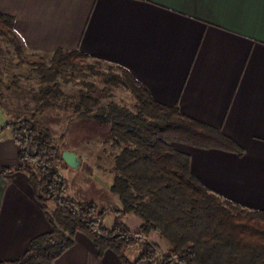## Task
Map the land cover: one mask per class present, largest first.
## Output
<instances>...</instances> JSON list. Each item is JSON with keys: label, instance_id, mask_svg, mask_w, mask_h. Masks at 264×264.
Segmentation results:
<instances>
[{"label": "crops", "instance_id": "crops-1", "mask_svg": "<svg viewBox=\"0 0 264 264\" xmlns=\"http://www.w3.org/2000/svg\"><path fill=\"white\" fill-rule=\"evenodd\" d=\"M0 13L15 18L27 51L79 50L92 60L122 66L156 101L220 129L243 148L242 155L174 146L190 155L193 174L209 190L264 211V0H0ZM3 133L0 261L20 258L33 238L52 229L49 209L36 198L28 174L17 170L18 145ZM65 152L81 159L77 151ZM83 183L91 196L89 182ZM106 197L109 201L99 205L121 209ZM107 216L112 225L106 219L103 224L111 228L115 215ZM123 221L140 230L134 215ZM150 240L162 242L155 234ZM55 264L124 263L112 250L101 256L94 241L79 232Z\"/></svg>", "mask_w": 264, "mask_h": 264}, {"label": "trees", "instance_id": "trees-1", "mask_svg": "<svg viewBox=\"0 0 264 264\" xmlns=\"http://www.w3.org/2000/svg\"><path fill=\"white\" fill-rule=\"evenodd\" d=\"M0 36L18 57L14 64L8 59L10 51L0 48V109L9 116L15 111L4 105L20 104L25 110L21 115L15 112L17 118L12 117L0 133L11 129L22 162L17 170L28 174L36 198L51 208L52 224L51 231L30 241L20 258L0 264H55L73 247L79 232L94 241L101 256L112 250L124 264H264V211L248 209L209 190L193 174L190 155L174 146L183 143L242 155L237 142L220 129L183 114L178 106L156 101L144 84L119 65L110 64L117 71L100 75L107 87L129 91V103L103 101L95 93V83H86L87 90L66 96L61 78L68 83L66 74L74 77L90 67L87 54L58 49L45 53L48 61H34L16 33L15 18L2 13ZM14 65L31 67L38 77L32 80L35 84L20 72L9 78ZM56 108L71 111L69 124L90 120L110 127L111 149L105 147L103 153L113 160L111 192L122 204L112 211L115 223L111 228L103 224L109 209L67 194L61 174L68 167L64 150L52 130L37 119ZM127 215L141 221L138 232L123 221ZM153 234L167 242V252L150 240ZM133 247L138 254L130 259Z\"/></svg>", "mask_w": 264, "mask_h": 264}, {"label": "rangeland", "instance_id": "rangeland-1", "mask_svg": "<svg viewBox=\"0 0 264 264\" xmlns=\"http://www.w3.org/2000/svg\"><path fill=\"white\" fill-rule=\"evenodd\" d=\"M0 48L10 51L8 59L10 60L12 59L14 64L18 63V57H16L17 54L15 52V49L10 45V43H8L1 36H0ZM27 54L34 61H39V60L48 61L49 59L48 55L45 54H37L29 51H27ZM87 61L89 62L90 67L84 68L82 73H77L74 77H72L71 74L65 75L66 78L70 80L68 83L64 81V78H61L62 79L61 82L63 83L62 89L66 96L75 95L81 89L87 90L85 86L86 83H90V84L95 83L96 85L95 93L103 101L105 100L106 102L109 100H122V101H126L127 103L130 102L131 95L129 91L121 88L117 89L112 86L107 87L103 83L104 79L101 77L100 73L117 71L116 69L113 68V66H111L108 63H97L96 60H92L90 58ZM15 66L16 65H14L12 67V70L9 71L8 73L9 78L13 76V73L20 72L24 78H27L28 81L31 80V82L35 84L34 81L38 79V77L31 69V67L29 66L15 67ZM33 79L34 81H32ZM23 86L25 89L29 88L28 85H23ZM64 97L60 99L61 100L60 102H63ZM4 106H6L8 110H10V112H14V111L16 113L18 112V115H21L25 112V110L23 111L22 106L20 104L18 105L8 104ZM14 113L12 114V116H9L0 109V128L4 127L5 124L10 119H12V117L13 119L17 118V115L16 114L14 115ZM27 113L30 114L29 111H27ZM70 113L71 111L67 112L63 108H56L54 110L46 111L44 114H39L37 119L42 124L46 125L52 130L55 142L57 143V145H59L62 148V150L65 151L74 150L77 151L81 156L82 159V160L80 159L81 165L78 170L70 169L64 166L61 171L63 180L66 183L67 194L75 200L94 201L95 203L98 204L100 208L109 209V211L105 215L104 220L106 219L105 220L106 225L108 226L112 225L113 220L107 215H109V213L114 214L112 211L115 208L113 206L102 207L101 205H99V203H104L103 202L104 199L106 201H109V199L106 197V194H109L112 198V201H114L118 206H120V208H122V204L119 198L110 192L111 187L109 186V184L113 183V179H114V176L111 173V168L113 167L112 166L113 160L104 156L103 153L104 148L109 147V145L111 144L110 127L106 125H101L99 123H95L94 121H90V120L72 121V123L69 124L67 118L68 116H70ZM3 135L6 136L11 135V129H6ZM109 148L111 149V146ZM100 167L104 171H101L99 169ZM86 180L89 182L88 190L91 192L90 193L91 196H88L84 192L87 185L83 182H86ZM101 180L103 181L104 184L101 185L102 188L101 190L103 194H100L97 189L98 183L100 184L102 182ZM99 220L102 221L101 218H99ZM130 226L132 227V229H134L133 222H130ZM132 229L131 231L135 232ZM160 247L164 252L168 251L167 242L163 239L162 242L160 243ZM137 254H138L137 247H133L128 255L130 259H135Z\"/></svg>", "mask_w": 264, "mask_h": 264}, {"label": "water", "instance_id": "water-1", "mask_svg": "<svg viewBox=\"0 0 264 264\" xmlns=\"http://www.w3.org/2000/svg\"><path fill=\"white\" fill-rule=\"evenodd\" d=\"M65 162L74 169H79L81 163L79 157L73 152H65L63 154Z\"/></svg>", "mask_w": 264, "mask_h": 264}, {"label": "built area", "instance_id": "built-area-1", "mask_svg": "<svg viewBox=\"0 0 264 264\" xmlns=\"http://www.w3.org/2000/svg\"><path fill=\"white\" fill-rule=\"evenodd\" d=\"M99 220V219H98ZM99 221H101V220H99Z\"/></svg>", "mask_w": 264, "mask_h": 264}]
</instances>
